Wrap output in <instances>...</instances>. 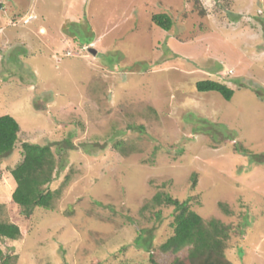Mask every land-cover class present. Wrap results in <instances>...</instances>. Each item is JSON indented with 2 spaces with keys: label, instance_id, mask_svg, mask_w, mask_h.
Here are the masks:
<instances>
[{
  "label": "rangeland",
  "instance_id": "374dc122",
  "mask_svg": "<svg viewBox=\"0 0 264 264\" xmlns=\"http://www.w3.org/2000/svg\"><path fill=\"white\" fill-rule=\"evenodd\" d=\"M0 3V115L20 127L0 157L14 264H170L186 249H159L173 209L145 207L158 191L232 225L230 264H264V0ZM161 12L168 31L151 21ZM201 79L232 98L197 91ZM22 141L63 164L53 209L28 218L11 202Z\"/></svg>",
  "mask_w": 264,
  "mask_h": 264
},
{
  "label": "trees",
  "instance_id": "16d2710c",
  "mask_svg": "<svg viewBox=\"0 0 264 264\" xmlns=\"http://www.w3.org/2000/svg\"><path fill=\"white\" fill-rule=\"evenodd\" d=\"M151 21L167 31L173 24L172 17L164 12L153 14ZM195 88L197 91H215L225 100H230L234 93L231 87L214 79L198 80ZM19 131V124L13 116L0 115V157L10 154L14 149L19 140ZM114 146L123 154L134 150L132 143L126 144L120 140H117ZM20 148L22 159L10 171L15 183L11 202L28 218L37 207L53 209L59 190H51L50 184L63 168V164L57 165L50 144L22 141ZM56 150L61 151L63 148L58 147ZM188 200H179L168 192L158 191L147 202L145 207L171 206L173 209L170 223L172 233L160 244L159 249L175 254L186 249L185 254L176 256L170 264H230L226 250L232 225L215 217L203 218L200 213L190 208ZM221 206L225 211H229L223 204ZM155 215L158 216L159 212ZM20 236L18 224L0 220L1 241L17 240ZM139 238L141 239V235ZM15 258L16 255L7 254L0 247V264H14ZM151 260H154L152 255Z\"/></svg>",
  "mask_w": 264,
  "mask_h": 264
},
{
  "label": "water",
  "instance_id": "95a60500",
  "mask_svg": "<svg viewBox=\"0 0 264 264\" xmlns=\"http://www.w3.org/2000/svg\"><path fill=\"white\" fill-rule=\"evenodd\" d=\"M2 8V4L0 3V9ZM89 50L92 52V53H95V50L92 49V48H89Z\"/></svg>",
  "mask_w": 264,
  "mask_h": 264
},
{
  "label": "bare ground",
  "instance_id": "6f19581e",
  "mask_svg": "<svg viewBox=\"0 0 264 264\" xmlns=\"http://www.w3.org/2000/svg\"><path fill=\"white\" fill-rule=\"evenodd\" d=\"M33 19V18H32Z\"/></svg>",
  "mask_w": 264,
  "mask_h": 264
}]
</instances>
